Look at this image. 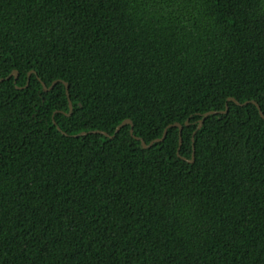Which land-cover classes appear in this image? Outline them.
Here are the masks:
<instances>
[{
  "label": "trees",
  "instance_id": "obj_1",
  "mask_svg": "<svg viewBox=\"0 0 264 264\" xmlns=\"http://www.w3.org/2000/svg\"><path fill=\"white\" fill-rule=\"evenodd\" d=\"M1 78L0 264H264V0H0Z\"/></svg>",
  "mask_w": 264,
  "mask_h": 264
},
{
  "label": "water",
  "instance_id": "obj_2",
  "mask_svg": "<svg viewBox=\"0 0 264 264\" xmlns=\"http://www.w3.org/2000/svg\"><path fill=\"white\" fill-rule=\"evenodd\" d=\"M33 72H34V70H31V71L29 72L28 76L30 77V75H31ZM18 75H19V71H18V70H14L10 75L7 76V78H10V77L14 76L15 79H17ZM1 80H3V78H1L0 81H1ZM57 82H58V80H54L50 86H47V84H46L44 81H42V84H43V87H44L45 91H48V90L52 89V88L56 85ZM28 83H29V80H28ZM28 83H27V84H28ZM64 83L66 84V92H67V95H68V98H69V105H70V113H69V114H71V113H72V110H73V102H72V100L70 99L69 84H68L67 82H65V81H64ZM229 100H233V101H235L237 104H247V103L250 102V101H246V102H244V103H240V102H239L237 99H235L234 97H229V98H228V101H227V104H226V109H225V110H222V111L211 110V111H207V112H205V113L203 114V117H202V118L200 119V121H199V124H198V126H197V129H199V128L202 127V125H203V123H204V120H205V118H206L208 115L213 114V113H217V112H226V111L228 110V102H229ZM252 102H254V103L258 106L261 116L264 117V112L262 111L260 105H259L256 101H252ZM127 124H130V125H131V130H130V131H131V133L134 135V126H133V122H132L131 119H126V120H124L121 124H119V125L116 127L115 132L120 131V129H121L124 125H127ZM171 126H177V127H179V128H180V131H181L182 127H183V125H182L180 122H175V123H173V124H170V125H168V126L165 128L164 133H163V135H162L161 137H159V138H155V139H152L149 143H147L143 138H141V137H139V136H135V137H136L137 139H140V140H141L142 145H143L144 148H148V147H151L155 142L162 141L163 139H165V137H166V135H167L168 128L171 127ZM197 129L194 131V133H193V137H194V135H195ZM91 132H99V133L105 134L106 136H109V137H114V136H115V133H114V134H110L109 132L104 131V130H95V131H91ZM86 133H87V132H83L82 134H86ZM78 135H79V134H77L76 136H78ZM181 144H182V138H181V136H180V143H179V148H178V154H179V156H181L180 153H179V152H180V149H181ZM182 158H183V159H186V160H188V161H190V162H194V160H195V150H193L192 158L188 159V158L183 157V156H182Z\"/></svg>",
  "mask_w": 264,
  "mask_h": 264
}]
</instances>
